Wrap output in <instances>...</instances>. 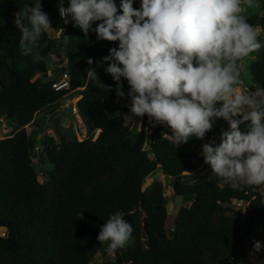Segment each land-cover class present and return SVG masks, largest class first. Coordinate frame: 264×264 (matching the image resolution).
<instances>
[{
	"label": "trees",
	"instance_id": "obj_1",
	"mask_svg": "<svg viewBox=\"0 0 264 264\" xmlns=\"http://www.w3.org/2000/svg\"><path fill=\"white\" fill-rule=\"evenodd\" d=\"M261 1L260 14L245 18L264 33ZM41 2L50 29L64 32L58 38L48 31L42 34L41 47L35 50L39 59L34 60L22 53L13 15L32 0H0V120L5 117L14 126L0 139V264H239L237 259L246 255L253 240L264 238L254 232L264 229L263 195L244 183L233 187L212 179L190 182L183 174L198 168L201 159L193 160L194 145L213 140L225 128L223 118L203 140L192 137L178 147L164 137L162 127L148 130L147 115L133 117L130 104L115 102L127 95L117 97L110 74H97L94 82L87 77V60L96 67L119 42L98 40L94 31L85 37L71 18L63 25L58 0ZM115 3L119 14L121 0ZM133 7L140 5L134 0ZM55 47L65 50L72 89L84 87L71 97L81 95L76 107L89 136L79 141L74 133L45 134L38 147L25 126L39 112L57 108L65 93L52 89L48 74L46 59ZM248 70L251 82L264 86V45ZM122 82L127 94L128 82ZM101 83L113 91L105 92ZM246 123L240 125L242 132ZM41 153L53 166L45 181L33 164ZM157 171L171 179L175 197L190 202L178 209L172 236L165 227L163 184L154 181L143 189ZM233 200L248 203L244 215L234 209ZM116 212L132 226L129 243L115 250L112 259L97 263L99 256H107L109 243L97 236ZM257 256L264 264V246Z\"/></svg>",
	"mask_w": 264,
	"mask_h": 264
},
{
	"label": "clouds",
	"instance_id": "obj_2",
	"mask_svg": "<svg viewBox=\"0 0 264 264\" xmlns=\"http://www.w3.org/2000/svg\"><path fill=\"white\" fill-rule=\"evenodd\" d=\"M133 2L121 0L119 14L115 0H69L67 7L58 0L57 7L64 23L70 17L85 37L94 31L98 40L119 42L96 65L107 63L104 70L115 81L117 97L130 98L134 116L165 123L177 147L192 137L203 140L223 118L228 128H221L219 143L213 139L201 145L204 163L233 187L237 181L264 184V86L245 92L240 87L244 65L238 63L261 48L255 27L242 15V5L252 7L253 0H141L139 8ZM13 15L22 53L38 60L35 50L52 27L41 0ZM87 63L89 82L99 80L93 60ZM122 78L129 85L127 94ZM101 85L105 92L113 91L111 85ZM132 231L116 212L97 240L109 242L107 251L114 252L126 245ZM261 247L254 239L253 252Z\"/></svg>",
	"mask_w": 264,
	"mask_h": 264
},
{
	"label": "rangeland",
	"instance_id": "obj_3",
	"mask_svg": "<svg viewBox=\"0 0 264 264\" xmlns=\"http://www.w3.org/2000/svg\"><path fill=\"white\" fill-rule=\"evenodd\" d=\"M135 1H137V3L139 5L141 4L140 0H135ZM262 4L263 3L260 0H253L252 7H247L246 5H243L242 7L244 8V11L242 12V15L249 16L250 14L256 13V12H257V14H260L259 12L261 11L260 8H262ZM255 29L258 33L257 41L259 43H261V48L258 51L250 53L247 57H245L243 59V61H238V63H242L244 65V67L241 69V80L243 81V84L240 87L245 92H247L249 90L254 91L255 87L257 86L251 82L248 68H249L250 63L252 61L256 60L257 57H259L260 51L264 45V33L258 27H256ZM48 32H49L50 36H52L53 38H57L60 34V30L57 31V30L49 29ZM46 61L48 64V73H51V75H52L51 78L52 79L58 78L59 73H60L59 71H61L63 69V67L65 66V64L67 63L65 50L64 49H56V47H55V50L52 52V56H50V57L48 56ZM106 67L107 66L102 65L99 67H95V70H96L97 74H100L102 72H105L104 69ZM70 98H71V96L70 97L69 96L66 97V95L61 96L60 101H59V105L57 108H53L51 110L41 111L40 113H38V116L36 117V119L33 120L32 126L30 124L26 126L28 128V132L32 133V135L35 136L36 144L38 147L42 146L41 142H42V139H43L45 134L57 136V134L59 133V129L57 127L59 125V120H58L59 117L53 115L54 113L62 116L63 118L66 119V121H70V120L74 119V116H73L72 111H71V107H69L68 105H70L71 103H76L81 97L75 96L72 98V100ZM65 106H66L67 110H59V109L64 108ZM130 113L131 112L127 113L126 121H129L131 118ZM81 121L83 122L82 119H81ZM2 122H3V124H5V127L8 129V131L4 130L2 128V124L0 123V139L3 138L4 136H6L7 134H9L10 128L14 127L13 124H10V122L6 121L5 117H2ZM34 127H40L44 131H42V134L39 135L38 132L34 131L35 129L33 130ZM224 127H225L224 128L225 130L228 128V125L226 122H225ZM75 128H76V130L79 131V129L77 127H75ZM50 129H52V132H50L51 134L45 133L47 130H50ZM85 131L86 130H84V128H82L83 134ZM71 133L75 134L74 131ZM79 134L80 135H78V137L75 134L79 141L86 139L89 136V135L83 136V135H81V133H79ZM219 137H220V133L217 134L213 139H215L216 142L219 143ZM92 138H93V135H92ZM203 143H206V142L202 141L198 145L197 144L194 145V148H196V151H197V155L193 156V160H195L198 157L197 159H201V163L199 164L198 168H196L195 171H184L183 174L185 175V179L189 180L190 182L212 179V180L216 181L219 185H224V184H228V183L232 184V182H226L224 179L218 178L213 173V170L211 169L210 165L204 163V159H203L202 155L200 154L201 153V145ZM35 157H37V160L35 158H33V164H34L36 171L38 172L39 179L41 181L48 180L50 172L53 169V166L47 161L44 153H41ZM154 181H159L163 184V193L167 197L166 208H167V215H168L165 227L167 229L168 235L172 236L174 233L173 222H174V219L177 215L178 209L181 206H188L190 204V202H189V200H184L181 197H175L172 194L173 192H172V188L170 186L171 179L169 177L165 176L164 174H162V172H160V171H157L156 173H154L153 175H151L149 178H147L145 180V183L143 185V189H145L148 186V184H150ZM236 183L243 185L242 181H237ZM251 189L261 193L263 195V200H264V184L263 185H251ZM247 205H248V203L243 204L242 206L241 205H237V206L235 205L233 207H234V209L239 210L244 215ZM254 232H255V235L257 237H259V236H262L264 234V229H258L257 228V229H254ZM258 241H260L262 244L261 239H259ZM128 243H129V240L126 243V245ZM113 257H114L113 252H108L106 257L99 256L97 258V263L103 262V261L107 260V258L112 259ZM237 261L239 264H260L259 257L257 256V252H253V250H251V248L247 249L246 255L244 257L238 258ZM94 264H96V263H94Z\"/></svg>",
	"mask_w": 264,
	"mask_h": 264
},
{
	"label": "built area",
	"instance_id": "obj_4",
	"mask_svg": "<svg viewBox=\"0 0 264 264\" xmlns=\"http://www.w3.org/2000/svg\"><path fill=\"white\" fill-rule=\"evenodd\" d=\"M261 1V0H260ZM68 3H69V0H64V4H65V7H67L68 6ZM243 6V5H242ZM261 9V8H260ZM261 11H262V9H261ZM58 14H59V10H58ZM59 16H60V14H59ZM61 18V17H60ZM68 19H70V17L68 18ZM62 22H63V25H66L67 23H64V21L62 20ZM63 30V29H62ZM62 30H60V34L61 33H63L64 32V30L62 31ZM66 66V65H65ZM65 66L63 67V69L61 70V71H59L60 73H59V76H58V78H55V79H53L52 80V82H51V87H52V89L54 90V91H64L65 93H64V95H66V97L67 96H71L75 91L77 92V91H82L83 89H84V87H79V88H76V89H72V87H71V75H70V73H69V71L65 68ZM97 67V66H96ZM93 68H95V67H93ZM49 75H51V73H48ZM63 95V96H64ZM73 98V97H72ZM72 98H71V100H72ZM115 102H117V103H119L120 105H128V104H131V101H130V98L129 97H126V99L125 100H118V99H115ZM122 103V104H121ZM69 107H71V111L74 113V114H77L78 113V111H77V107H76V104H74V103H72V104H70V105H68ZM0 122H1V124H2V128L4 129V130H7L8 131V129H6L5 128V125L3 124V122L0 120ZM151 124V127H155V126H157V127H162L163 129H164V131H163V135H164V137H166V138H168V139H170L169 137H170V135L172 134V129L169 127V126H167L165 123H157V122H155V120L153 119V121H152V123H150ZM75 134L77 135V137H78V135H80L79 133H81V135H87V131H85L84 132V134H83V132L81 131V129L78 131V130H76V128H75ZM93 140L95 139V137H93L92 138ZM37 149V148H36ZM243 204H246V203H244V202H242V201H240V200H233V205L235 206H237V205H243ZM1 235L2 236H4L5 235V232H1ZM262 247L264 246V238H263V240H262ZM251 248V250H253V243H252V245L248 248V249H250ZM253 254V253H252Z\"/></svg>",
	"mask_w": 264,
	"mask_h": 264
},
{
	"label": "crops",
	"instance_id": "obj_5",
	"mask_svg": "<svg viewBox=\"0 0 264 264\" xmlns=\"http://www.w3.org/2000/svg\"><path fill=\"white\" fill-rule=\"evenodd\" d=\"M52 56V54L49 55V57ZM80 96V95H78ZM76 104V103H74ZM59 110H67L66 106L62 109H59ZM60 112V111H59ZM40 113V112H39ZM73 116H74V119L70 120V121H66L65 118H63L62 116L60 115H57L56 113H54L53 115L55 116H58L59 117V125L57 126L58 129H59V132H62V133H71L75 130V127H77L79 130L81 129L82 131V128H84V130H86L85 126H84V123L81 121V117L78 116L77 114H74L72 112ZM38 116V114L35 116L34 120L36 119V117ZM65 121V122H64ZM33 123V122H32ZM32 123H30V125L32 126ZM78 125V126H77ZM26 130L28 131V128L25 126ZM35 129V130H34ZM34 131L38 132L39 135L42 134V131H44L42 128L40 127H34L33 128ZM52 132V129L50 130H47L45 133H50ZM75 132V131H74ZM51 134V133H50ZM219 134V133H218ZM94 135V134H93ZM97 136V133H95V137ZM40 137V136H39ZM203 142H206V141H203Z\"/></svg>",
	"mask_w": 264,
	"mask_h": 264
},
{
	"label": "water",
	"instance_id": "obj_6",
	"mask_svg": "<svg viewBox=\"0 0 264 264\" xmlns=\"http://www.w3.org/2000/svg\"><path fill=\"white\" fill-rule=\"evenodd\" d=\"M260 21H261V18L260 19H258V21H257V24H259L260 23ZM133 117H135L134 115H133ZM148 120H149V118H148ZM151 128V124L150 123H148V125H147V129L149 130ZM147 137H149V133H147Z\"/></svg>",
	"mask_w": 264,
	"mask_h": 264
}]
</instances>
